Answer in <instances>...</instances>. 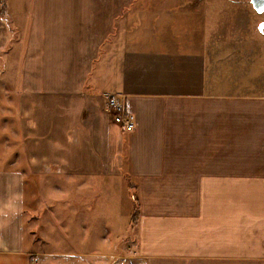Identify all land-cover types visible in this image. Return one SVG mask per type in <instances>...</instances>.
<instances>
[{"label":"crops","instance_id":"1","mask_svg":"<svg viewBox=\"0 0 264 264\" xmlns=\"http://www.w3.org/2000/svg\"><path fill=\"white\" fill-rule=\"evenodd\" d=\"M213 4L0 0V32L16 33L8 51L0 44V96H19L14 157L26 164L0 162V264H56L25 228L26 182L42 193L39 205L58 187L44 164L60 169L69 211L59 219H78L66 236L98 241L81 252L92 259L66 264L118 256L99 241L131 218L130 190L138 215L124 264H264V83L250 87L213 65ZM112 94L134 116L132 130L113 122ZM102 196L112 207L105 218L118 221L89 231L86 202L89 219H101Z\"/></svg>","mask_w":264,"mask_h":264},{"label":"rangeland","instance_id":"2","mask_svg":"<svg viewBox=\"0 0 264 264\" xmlns=\"http://www.w3.org/2000/svg\"><path fill=\"white\" fill-rule=\"evenodd\" d=\"M213 4L214 16H213V33H212V43L210 48V53H212L213 65L221 66L223 72L236 79L238 77V82L242 84L252 86L258 83L262 85L264 83V35L254 34V31L258 29L259 23L264 21V11H257L250 0H219V6ZM260 17V18H259ZM264 33V27L261 31ZM255 35V36H254ZM16 33H11L8 36L0 32V44L5 43L4 51L10 49L11 41H13ZM1 56V55H0ZM210 61V62H211ZM236 73V71H238ZM239 73V75H238ZM249 88V87H248ZM19 96L17 91H9L6 89V93L0 96V162L5 169L13 168L15 165L20 164V166L26 168L25 161L14 157V153L20 152L21 149L18 148L17 142L18 138H14L13 131L19 132V118L15 110L17 109V103ZM20 162V163H19ZM45 171V170H44ZM49 173L48 171H45ZM44 172V173H45ZM59 172H52L48 175L54 179L53 183H57V190L53 189L52 186L49 189L51 196H47L37 204L41 197V192L36 190L35 181L30 183L26 182V194L33 192L32 205L28 202L27 207L31 209L25 210L26 224L25 228H29L33 225V237L36 239L34 243L38 245L39 251L45 252V257L49 260L57 259L56 264H60L61 260L64 264L70 263L73 259L77 258H93L94 254L88 253V257L81 254L82 251H92L93 248L96 250L98 241L93 239L78 240L75 239L71 234L67 237L65 234L67 225L71 226L72 223L76 222L78 219H59L61 216H65L61 208V193H60V177ZM28 179V178H27ZM38 183V181H37ZM28 185H31L29 187ZM31 190V191H30ZM42 191V190H41ZM59 191V192H58ZM41 193V194H40ZM35 194V195H34ZM54 197V200H53ZM129 200L126 201L127 211L133 213V203L131 195L128 193L126 195ZM37 202V203H36ZM87 215L86 228L95 230L98 226L111 227L115 224L118 219L105 218L109 217L111 214V204L109 200L105 199L103 196L100 200V204H97L99 208L95 206L94 211L104 212L101 214V219H89L91 218L92 209L90 203L86 202ZM86 208V207H85ZM85 210V209H84ZM11 216L7 215L6 219H10ZM28 219V220H27ZM31 222V223H30ZM132 219H126L125 226L121 225L120 231L116 237L108 236L101 230L100 239V251L102 253L111 252L118 255L117 257L111 256L107 257L106 264H124L126 263L123 257L125 256V250L133 245L134 237L132 233L134 232V226ZM65 229L63 230V226ZM6 227L13 228L12 223L5 225ZM30 226V227H29ZM131 226L130 231L127 230ZM127 230V236L124 237V231ZM69 233L71 231L69 230ZM131 233V234H130ZM130 234V235H129ZM29 236V234H28ZM130 245V246H129ZM128 246V247H127ZM34 257L38 255L33 254ZM103 259V258H102ZM36 262V261H35Z\"/></svg>","mask_w":264,"mask_h":264},{"label":"built area","instance_id":"3","mask_svg":"<svg viewBox=\"0 0 264 264\" xmlns=\"http://www.w3.org/2000/svg\"><path fill=\"white\" fill-rule=\"evenodd\" d=\"M108 107L111 112V117L114 123L121 126L124 130L130 131L133 129V119L134 116L129 112H124L122 101L117 97V95L112 94L107 100ZM42 168L45 171L59 172L58 167H52L50 165L44 164Z\"/></svg>","mask_w":264,"mask_h":264},{"label":"trees","instance_id":"4","mask_svg":"<svg viewBox=\"0 0 264 264\" xmlns=\"http://www.w3.org/2000/svg\"><path fill=\"white\" fill-rule=\"evenodd\" d=\"M129 194L131 195V199L133 203V213L131 214V218H132V221L134 222L138 215V202H137V199H136V196L133 190H130Z\"/></svg>","mask_w":264,"mask_h":264},{"label":"water","instance_id":"5","mask_svg":"<svg viewBox=\"0 0 264 264\" xmlns=\"http://www.w3.org/2000/svg\"><path fill=\"white\" fill-rule=\"evenodd\" d=\"M250 1H251V3H252L253 7H254L257 11H263V10H264V6H262L260 0H250ZM263 27H264V21H262L261 23H259V25H258V29H259L260 31H262Z\"/></svg>","mask_w":264,"mask_h":264},{"label":"clouds","instance_id":"6","mask_svg":"<svg viewBox=\"0 0 264 264\" xmlns=\"http://www.w3.org/2000/svg\"><path fill=\"white\" fill-rule=\"evenodd\" d=\"M5 207L10 209L12 207L11 202L9 204L5 205ZM0 214H4L2 210H0Z\"/></svg>","mask_w":264,"mask_h":264},{"label":"snow or ice","instance_id":"7","mask_svg":"<svg viewBox=\"0 0 264 264\" xmlns=\"http://www.w3.org/2000/svg\"><path fill=\"white\" fill-rule=\"evenodd\" d=\"M261 4L264 5V0H260Z\"/></svg>","mask_w":264,"mask_h":264},{"label":"flooded vegetation","instance_id":"8","mask_svg":"<svg viewBox=\"0 0 264 264\" xmlns=\"http://www.w3.org/2000/svg\"><path fill=\"white\" fill-rule=\"evenodd\" d=\"M262 6H264V5H262ZM264 11V10H263Z\"/></svg>","mask_w":264,"mask_h":264}]
</instances>
